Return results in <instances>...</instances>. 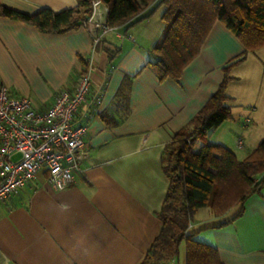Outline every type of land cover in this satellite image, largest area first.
<instances>
[{
  "label": "crops",
  "instance_id": "crops-1",
  "mask_svg": "<svg viewBox=\"0 0 264 264\" xmlns=\"http://www.w3.org/2000/svg\"><path fill=\"white\" fill-rule=\"evenodd\" d=\"M157 1L151 0L141 15ZM0 2L29 14L76 5V0ZM106 13L107 7L94 0L87 26L63 33L41 32L0 16V84L11 95L45 109L59 90L74 88L84 59L91 80L86 101L74 116V124L86 125L87 155L70 186L52 189L40 170L0 202V264H138L161 225L157 211L167 188L161 168L164 149L216 90L222 68L243 51L216 21L181 75L159 80L147 62L163 35L160 14L108 27ZM94 34L99 41L95 50ZM109 64L113 69L107 73ZM232 76L226 89L232 118L212 129L223 127L213 143L230 150L225 128L231 129L241 113L258 111L232 93ZM243 206L239 216L219 227L213 226L232 213L198 215L199 209L188 233L213 247L223 264H264V185ZM184 245L181 241L175 258L154 264H184Z\"/></svg>",
  "mask_w": 264,
  "mask_h": 264
},
{
  "label": "trees",
  "instance_id": "trees-1",
  "mask_svg": "<svg viewBox=\"0 0 264 264\" xmlns=\"http://www.w3.org/2000/svg\"><path fill=\"white\" fill-rule=\"evenodd\" d=\"M93 1L76 0L72 8L55 12L43 7L30 14L0 2V16L32 25L41 32L63 33L84 26ZM99 1L107 7L108 27L130 25L162 9L163 35L151 49L152 59L147 62L159 80L181 75L199 54L216 21L243 46L242 53L222 68L223 77L216 90L187 125L172 135L164 149L161 168L167 188L157 211L161 225L138 263L154 264L175 258L180 242L184 241V264H223L213 247L192 239L188 228L197 211L204 207L215 216L233 210L213 227L229 223L243 212L245 200L264 185V137L242 159L227 147L206 141L209 130L232 118L230 97L226 94L228 83L234 79L231 69L248 51L264 46V0H158L143 15L151 0ZM98 42L93 43V50ZM82 62L79 76L88 72V60ZM112 69L113 64H109L107 73Z\"/></svg>",
  "mask_w": 264,
  "mask_h": 264
},
{
  "label": "built area",
  "instance_id": "built-area-1",
  "mask_svg": "<svg viewBox=\"0 0 264 264\" xmlns=\"http://www.w3.org/2000/svg\"><path fill=\"white\" fill-rule=\"evenodd\" d=\"M97 40L94 34L93 41ZM90 86L86 72L71 91L59 90L51 105L39 110L29 98L13 96L0 84V202L17 194L40 170L54 190L73 183L79 162L87 155L86 125L74 124V116ZM237 145H242L240 138Z\"/></svg>",
  "mask_w": 264,
  "mask_h": 264
},
{
  "label": "rangeland",
  "instance_id": "rangeland-1",
  "mask_svg": "<svg viewBox=\"0 0 264 264\" xmlns=\"http://www.w3.org/2000/svg\"><path fill=\"white\" fill-rule=\"evenodd\" d=\"M160 12L161 9L156 10L155 15L160 14ZM245 57L230 72L236 76L234 83L231 85L232 91H234L232 93H235L240 102L248 103L251 107L256 105L258 111L254 115L242 111L243 113L231 123H234L232 128H225L227 139L231 141L229 148L236 153L238 159L244 158L264 137V112L260 110L264 105V47L248 51ZM246 107L249 108V106H244V109H241L248 110ZM246 118L250 120L249 123H245ZM225 122H228V120ZM225 122L222 123L223 127ZM245 124L247 127H245ZM223 127H218L213 131L212 129L209 130L210 132L208 131L206 134V141L213 143L217 136L216 134ZM238 138L243 142L242 147L237 145ZM205 212H210V210L207 207L201 208L198 215ZM232 212L233 210L226 215H230Z\"/></svg>",
  "mask_w": 264,
  "mask_h": 264
}]
</instances>
